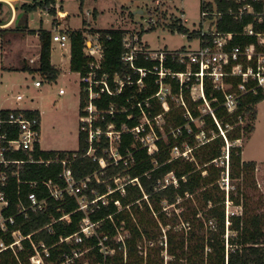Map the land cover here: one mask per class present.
<instances>
[{"label": "trees", "instance_id": "trees-1", "mask_svg": "<svg viewBox=\"0 0 264 264\" xmlns=\"http://www.w3.org/2000/svg\"><path fill=\"white\" fill-rule=\"evenodd\" d=\"M246 2L253 3L257 11L263 8V3ZM215 4L217 10L212 3L206 7L219 12L210 15L212 18L216 15L217 31L233 33L227 48L257 42L255 35H243V29L253 22L258 32H264V25H258L252 15L236 19L229 13L230 8L237 11L242 4L235 0H215ZM24 6L27 10L36 8L30 3ZM27 21L26 16L22 30L39 35L41 54L38 66L32 67L24 61L22 69L55 81L60 70L51 62L52 32L44 28L31 30ZM86 24L84 21L83 29L67 32L71 39V70L80 73L81 78L94 72L98 82L92 86L96 96L91 98L89 83L81 81L80 116L93 118L81 120L77 150H46L37 145L31 152L8 154L9 159L23 162L12 163L9 168L4 190L10 204L4 214H16V222L10 225V232L0 230V238L11 244L14 241L11 232L17 228L25 236L31 234V238L23 239L22 247L16 246V252L11 248L2 251L0 264H32L33 242H44L50 247L51 254L45 258L47 263H58L66 253L75 256L79 249H89L74 264H264V210L259 199L257 204L253 203L255 194L248 191L256 190L257 162L244 160L243 145L237 143L249 139L255 130L264 87L256 80L244 82L241 76H227L225 83L231 85L229 90L236 95V107L231 111L227 106V90L217 88L206 76L205 99L195 100L191 91L197 83L196 76L181 84L176 74L188 68L187 63L180 61L183 51L167 52L162 63L165 75L160 80V59L151 58L149 52L137 53L132 63L123 59L131 50L125 46L128 31L123 28L96 29L94 34H98L103 56L98 67L92 66L96 59L85 52L86 34L92 33ZM6 28H0L1 35L4 36ZM169 28L187 31L177 20ZM143 34L144 30L139 38ZM195 34L201 39L215 38L211 34L203 35L202 31ZM191 68L192 72L198 70L197 65ZM162 84L170 87L166 97L161 92ZM241 84L245 89L240 88ZM206 101L211 109L207 112L204 111ZM90 104L96 108L92 113L87 109ZM10 110L4 109V113ZM25 112L41 118L39 110ZM158 117H162V123H157ZM141 124L144 130H136ZM91 131L94 132L92 142ZM110 131L116 134L114 142L108 135ZM151 132L155 134L157 146L152 153L142 142ZM202 134L203 141L199 140ZM175 147L182 152L188 148L191 151L186 156L168 157ZM91 149H94L93 155ZM31 157L35 161H30ZM65 159L69 160L77 179L90 178L82 196L93 201L98 195H106V203L102 199L91 203L88 211L101 236L84 238L82 243H60L61 238L81 229L86 213L78 210L79 201L67 193L61 199L50 197L45 184L52 179L56 185L66 186L61 161ZM101 160L105 161L104 167ZM169 175L174 178L170 177L167 182ZM225 178L230 185L238 181L228 190L229 200L239 208L231 214L226 211ZM118 179L124 180V192L117 185ZM35 180L37 188L30 185ZM31 191L39 199L46 198L47 207L39 212L30 210L28 215L19 213L20 200L28 205ZM171 207L173 210L168 211ZM67 214L70 221L62 218ZM124 230L128 234L124 241H118V235ZM104 236H107L104 243L115 249L114 254L105 255L101 251L99 242ZM145 238L149 241L146 255L139 245Z\"/></svg>", "mask_w": 264, "mask_h": 264}, {"label": "rangeland", "instance_id": "rangeland-1", "mask_svg": "<svg viewBox=\"0 0 264 264\" xmlns=\"http://www.w3.org/2000/svg\"><path fill=\"white\" fill-rule=\"evenodd\" d=\"M47 1L49 0H17L14 2V9L7 3H1L0 1V22H7L14 16L16 17L15 22L4 31L6 32L4 38L0 33V58L2 57V52L5 51L1 44L3 46L7 45L6 55L3 59L4 63L0 61V108L37 105L41 110L40 145L42 149L46 150L79 149V132L81 120L84 119L79 112V76L76 73H71L69 66H66L61 78L53 82H47L43 81L38 73L23 69L6 68V65L10 63L13 66L22 64V57L26 54L31 55L35 50L34 48H27L28 44H34L32 39L31 43L24 40L19 42V39L23 38L18 35L22 34L13 36L15 35L14 33L23 32L26 16L28 17L29 29H49L52 34L57 33V31H71L72 28L83 29L85 26L84 21H86V26H90L92 31L90 35L87 34V37L91 39L93 44L98 43L94 38L97 35L94 34L96 29L122 27L127 29V38L132 41L133 45L141 51H148L150 54L156 53L153 55L154 57H157L156 55L160 52L168 51H183V54H187L201 45V38L195 36L196 31H203L209 28H212V30L216 29V15L215 18L203 15L205 9L209 10L206 7L208 3H212L214 9L217 10L215 0H160L159 4L155 0ZM203 1L205 2L204 5ZM25 3L33 4L36 8L27 10L24 6ZM53 9L55 12H52ZM64 10L67 11L65 16L61 14ZM150 18H153L154 24L152 25L148 22ZM176 20L187 29L186 32H180L176 28L174 30L169 28V25ZM151 26H154V29H149ZM55 28H57L56 31H54ZM142 30H144L143 39L145 42L142 37L139 38ZM54 44L58 45L56 42ZM32 46L34 47V45ZM101 54L102 49L96 47L94 55L98 61L102 59L100 58ZM159 77L163 78L164 74L159 73ZM180 77L182 82L189 80L186 75ZM35 80L42 81V85L35 86ZM198 83L199 81L194 84L191 91L195 100L203 96ZM226 85L224 87L225 90L231 89V85ZM162 86L164 87L162 95L166 97L170 93V87L165 84H162ZM61 89L63 92H60ZM19 93L24 95V99L17 101L16 96ZM95 95L96 93L94 92ZM205 106V112L211 110L209 102L206 101ZM229 109L232 111L235 106H229ZM245 121L248 122L249 120L246 119ZM162 122V117H158L157 123ZM197 123L199 125L202 124L200 121H197ZM109 135L112 142L116 141L115 132L110 131ZM199 140H205V136L202 134ZM237 143L243 145L242 157L244 160H255L257 162L255 170L256 190L251 191L248 189V191L251 195L255 194L253 195V203L257 204L259 199L262 202V210H264V100L258 104L256 127L251 137L245 141L238 140ZM150 146L153 147V145ZM112 151H115L114 146ZM90 154H94V149H91ZM169 177L172 178L171 175L167 178ZM123 181V179H118L117 185L121 186ZM235 181L232 182L233 187L238 182L236 181L235 183ZM224 183L227 193L226 211L227 214H231L239 210V208L234 206L233 202L229 200L228 190L232 183L230 185L228 178H225ZM173 208H169L168 211H172ZM147 219L151 221V216H148ZM127 234V230L122 231V234L118 235L117 240L125 238ZM160 240H162V237L159 238ZM139 245L141 251L146 255L147 251H149L147 247L149 241L145 238L139 241Z\"/></svg>", "mask_w": 264, "mask_h": 264}, {"label": "built area", "instance_id": "built-area-1", "mask_svg": "<svg viewBox=\"0 0 264 264\" xmlns=\"http://www.w3.org/2000/svg\"><path fill=\"white\" fill-rule=\"evenodd\" d=\"M235 1L237 3L242 4L237 11L233 8H230L229 10V13L234 15L236 19H242V17L245 15H252L258 25H264V0H253L256 3H263V8L261 11H257L255 9L254 4L246 2V0ZM155 2L159 4L160 0H155ZM214 14H219V12H212L208 9H205L203 11V15L205 17ZM148 22L152 24L153 18H150ZM87 34L90 35V33ZM87 34L85 40V52L95 57V48L100 47L102 49V46L98 39V34L94 37L95 40L98 42L96 44H93L91 42V39L87 37ZM202 34H211L214 35L215 38L213 40L201 39V45L197 49L187 54H183L184 52L180 53V61L183 63H187L189 68V70L187 68L186 72L176 73L181 81V84L183 82L180 76L186 75L190 79L192 75H195L197 81H199L198 84L201 87L203 98H205L204 78L206 76H208L213 81V84L217 88L223 90H225V79L227 76H241L244 82L249 79L256 80L259 86L264 87V32H258L255 28V23L251 22L247 24L244 27L242 34L250 36L255 35L257 37V42L248 44L245 47H242L240 45H234L230 49L227 48L230 44V41L232 40L233 33H220L217 31V29L212 30V28H209L207 30H203ZM52 42H57L63 48L68 47L71 42L70 35L67 31H57V33L52 34ZM125 46L131 49L129 54L123 57V59L127 62L132 63L137 53L139 52H147L148 54V51H141L135 45H133L132 41H130L129 38L125 39ZM154 54L149 53V56H151V58L153 59H160L161 71L158 73H162L165 75V72L162 69V63L165 59L167 52H160L156 55L157 57H154ZM102 56L103 51L100 58H102ZM99 63L100 61L96 59L95 63H92V66L96 65L98 67ZM193 65H197V72H192L191 66ZM141 72L144 73L143 69H141ZM159 79L161 80L162 78L160 77ZM82 81L89 83L90 97H94V91L92 86L94 83L98 84V82L95 80L94 72H90L87 76L83 77ZM35 84L39 86L41 85V82L35 81ZM240 88L245 89V85L241 84ZM161 89V92H163L164 87L162 86ZM60 92H63V90L61 89ZM226 97L228 108L229 106L236 107V97L234 93H232L230 90H227ZM23 98V94L17 95V100H22ZM87 109L90 112H94V110H96L93 104H90ZM90 117L84 118V120L91 121ZM147 122H149V120H147ZM136 130H144V124H141L140 126L136 127ZM109 134L110 132L108 133V135ZM40 137L41 118L39 119L35 115H27L24 109H11L8 114L4 113V109H0V230L3 233L10 232V225H14L16 222V214L10 216H5L4 214V211L9 207L10 204V201L7 198L6 192L4 190V188L7 186L8 178L10 175L9 168L12 163L23 162V160L9 159L8 154L17 151L31 152L35 149L37 145H39L41 148ZM93 138L94 132L91 131L90 141H92ZM142 142H144V144L148 147L150 153L157 149V146L155 144V134L152 132L147 134L146 137H143ZM150 145H153V147H151ZM190 151L191 149L188 148L187 150L182 152L178 147H175L172 153L167 154V156H186L190 153ZM30 161L35 160H33V157H31ZM61 161L64 165L62 176L66 181V186L60 187L56 185L52 179L45 181V184L50 192V197H53L55 199H61L65 196L66 193L71 196H75L80 204L78 210L84 211L86 213V216L82 221L81 229L73 235L61 238L60 243H82L84 241V238H88L93 235L101 236L100 233H97V223L91 221L88 215V211L91 203L97 202L101 199L104 203H106V195H98L93 201H89L88 198L82 196L83 190L89 187L90 178L87 177L84 179H77L73 173L72 168L69 165V160L65 159ZM47 162L50 163L52 162V160H48ZM100 163L103 167L105 166L104 160H101ZM17 173L18 172H12V174L16 175ZM171 176L172 178H174L173 175ZM169 178L166 179L167 182L169 181ZM30 185L34 188H37L38 181H30ZM123 186L124 185L122 184L119 187H121L124 192ZM28 199V205L24 204V202L20 200L18 205L19 213H24L28 215L30 210L34 212H39L47 207V199H39L35 191H31L28 194ZM116 203L120 205L119 201H116ZM62 218L66 219L67 221L71 220L70 214L64 215ZM11 234L14 238V241L11 244H7L3 239L0 238V253L8 248H11L16 252L15 247H22L23 239L31 238V234L25 236L19 228L12 230ZM105 239H107V236H104L103 239H100L99 245L102 246L101 251L105 255L114 254L116 252L115 249L108 248V246L104 243ZM124 239L125 238L119 239V241H124ZM33 246L35 253L30 257L32 264H74L76 258H80L85 252L89 250L79 249L77 252H75V256H70L66 253L64 254V259L62 261L58 263H47L45 261V258L49 257L51 254L50 247L47 246L44 242H33ZM85 264L90 263L86 262Z\"/></svg>", "mask_w": 264, "mask_h": 264}, {"label": "crops", "instance_id": "crops-1", "mask_svg": "<svg viewBox=\"0 0 264 264\" xmlns=\"http://www.w3.org/2000/svg\"><path fill=\"white\" fill-rule=\"evenodd\" d=\"M0 1H1V3H5V4L7 3L9 6H11L14 9L15 8L14 2H16L17 0H6V1L5 0H0ZM63 13L67 14V11L64 10ZM15 20H16V17L14 16L11 20H9V21H7V22H5L3 24H0V27L1 28H6V27L8 28V27L11 26V24H13L15 22ZM28 26H29V24H28ZM123 29H125V28H123ZM56 30H57V28H55L54 31H56ZM14 34L15 35H13V36H17L18 34H22V35H18L19 37H22L23 38V39H19V42L21 40H24L25 42L28 41V42L31 43V39H32V42L34 43L32 45H34V47L31 44H28L27 45V48H34L35 50H34V52L31 55L26 54V55H24L22 57V59H23V63L22 64L20 63V65L13 66L10 63V64L6 65V68H10V69H12V68L13 69H22L23 64H24V61H26L27 64H29L32 67L38 66L39 63H40V54H41V45H40V37H39V35L38 34H31V33L24 32V31L23 32L14 33ZM5 35H6V32L4 33V36ZM4 36H3V38H4ZM143 37L144 36H142V40L144 41ZM1 45L4 48L5 51L2 52V57L0 58V61L2 63H4V60L3 59L5 58V55H6L7 45L6 46L5 45L3 46V44H1ZM149 49L152 50L151 48H149ZM51 62H52V64H53L54 67H56L57 69L60 70V74H59V76L57 77L56 80H58L59 78H61L63 76L64 67L69 66L68 68H70V70H71V42H70V45L68 47H64V48L61 47L59 44L58 45H55L54 42H52ZM33 63H36V64H33ZM71 73H76L79 76V99H78V101H79V106H80V90H81V81H82V78H81L80 73H78V72H75V71L71 70ZM42 79H43V81L53 82V81H48V80H46L44 78H42ZM35 81H39V80H35ZM35 81H34V85L37 86L35 84ZM41 85H42V81H41ZM41 85H39V86H41ZM19 94H21V93H19ZM16 100H17V96H16ZM17 101H20V100H17ZM0 109H24V110L29 109V110H39V113L41 114L40 108L37 105H34V104L31 105V106H29V107L28 106H26V107H14V108L3 107V108H0ZM54 150H59V149H54Z\"/></svg>", "mask_w": 264, "mask_h": 264}, {"label": "bare ground", "instance_id": "bare-ground-1", "mask_svg": "<svg viewBox=\"0 0 264 264\" xmlns=\"http://www.w3.org/2000/svg\"><path fill=\"white\" fill-rule=\"evenodd\" d=\"M61 14H62L63 16H65V15H66V14H65V13H63V12H62Z\"/></svg>", "mask_w": 264, "mask_h": 264}]
</instances>
